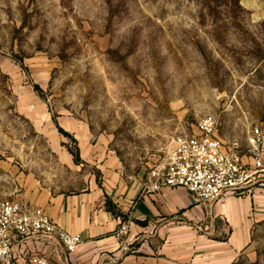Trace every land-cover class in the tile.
<instances>
[{
  "label": "rangeland",
  "instance_id": "obj_1",
  "mask_svg": "<svg viewBox=\"0 0 264 264\" xmlns=\"http://www.w3.org/2000/svg\"><path fill=\"white\" fill-rule=\"evenodd\" d=\"M209 116L243 156L264 129V0H0V202L101 185L99 147L146 178ZM155 226L127 264L174 263ZM232 264H264V221Z\"/></svg>",
  "mask_w": 264,
  "mask_h": 264
},
{
  "label": "crops",
  "instance_id": "obj_2",
  "mask_svg": "<svg viewBox=\"0 0 264 264\" xmlns=\"http://www.w3.org/2000/svg\"><path fill=\"white\" fill-rule=\"evenodd\" d=\"M95 152L93 158L101 162V185L90 181L79 193H41L23 201L45 210L68 233L81 235L82 244L71 255L57 240L32 241L20 247V252L47 255L55 264H102L111 258L127 264L132 258L127 253L131 244L156 225L161 233L175 236L174 249H164L173 264H232L251 244L255 226L264 221V191L204 205L183 189L148 192L153 182L149 175L128 178L100 147ZM107 199L126 215V221L107 211ZM218 221L223 222V229L217 228ZM122 226H127L125 235L119 234ZM203 229L206 232L198 235ZM184 230L191 234L190 241H185ZM223 232L227 235L223 240L208 238Z\"/></svg>",
  "mask_w": 264,
  "mask_h": 264
},
{
  "label": "built area",
  "instance_id": "obj_3",
  "mask_svg": "<svg viewBox=\"0 0 264 264\" xmlns=\"http://www.w3.org/2000/svg\"><path fill=\"white\" fill-rule=\"evenodd\" d=\"M242 150L237 142L222 141L214 117H205L194 134L176 137L167 162L150 172L153 182L147 190L162 193L183 189L204 205L249 195L259 183L257 179L264 180V129L252 128L245 156ZM126 233L127 226H122L119 234ZM41 240H57L69 255L83 242L81 235L62 229L41 208L20 200L0 202V264H55L47 255L20 252V247ZM102 264L126 263L111 258Z\"/></svg>",
  "mask_w": 264,
  "mask_h": 264
},
{
  "label": "trees",
  "instance_id": "obj_4",
  "mask_svg": "<svg viewBox=\"0 0 264 264\" xmlns=\"http://www.w3.org/2000/svg\"><path fill=\"white\" fill-rule=\"evenodd\" d=\"M106 209L109 213H112L115 217L121 218L123 221L127 220L126 215H124L115 205L114 203L110 200L107 199L106 201ZM142 226H147V223H137Z\"/></svg>",
  "mask_w": 264,
  "mask_h": 264
},
{
  "label": "bare ground",
  "instance_id": "obj_5",
  "mask_svg": "<svg viewBox=\"0 0 264 264\" xmlns=\"http://www.w3.org/2000/svg\"><path fill=\"white\" fill-rule=\"evenodd\" d=\"M251 5V4H250Z\"/></svg>",
  "mask_w": 264,
  "mask_h": 264
}]
</instances>
